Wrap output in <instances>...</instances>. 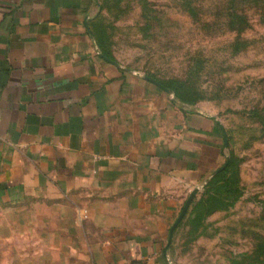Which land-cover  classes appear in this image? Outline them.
Instances as JSON below:
<instances>
[{
  "label": "crops",
  "instance_id": "obj_1",
  "mask_svg": "<svg viewBox=\"0 0 264 264\" xmlns=\"http://www.w3.org/2000/svg\"><path fill=\"white\" fill-rule=\"evenodd\" d=\"M95 15L0 0V264H171V226L222 165L221 125L102 54Z\"/></svg>",
  "mask_w": 264,
  "mask_h": 264
},
{
  "label": "rangeland",
  "instance_id": "obj_2",
  "mask_svg": "<svg viewBox=\"0 0 264 264\" xmlns=\"http://www.w3.org/2000/svg\"><path fill=\"white\" fill-rule=\"evenodd\" d=\"M231 1L96 0L91 21L106 57L224 130L219 178L177 224L171 264H264V4Z\"/></svg>",
  "mask_w": 264,
  "mask_h": 264
},
{
  "label": "water",
  "instance_id": "obj_3",
  "mask_svg": "<svg viewBox=\"0 0 264 264\" xmlns=\"http://www.w3.org/2000/svg\"><path fill=\"white\" fill-rule=\"evenodd\" d=\"M95 1H96V0H95ZM145 78H146L148 81L154 83L155 85L161 87V85L158 84L157 82H155L154 80H152V79H150V78H148V77H145ZM166 91H167V90H166ZM221 131H222L223 142H224L225 134H224V130H223L222 127H221ZM221 169H222V168L217 169V170L214 172V174H216V173H217L218 171H220ZM214 174H213V175H214ZM213 175H212V176H213ZM196 193H197V191H194V192H192V193L190 194V196H189L188 199L186 200L185 204L183 205V207H182V209H181V211H180V214H179L178 218L176 219V221L174 222V224L171 226V228H170V230H169V235H168V243H167V247H169V244H170V242H171V238H172L173 232H174V230H175L177 224L181 221V219H182L183 216L185 215L186 210H187L188 206L190 205L192 199L195 197Z\"/></svg>",
  "mask_w": 264,
  "mask_h": 264
},
{
  "label": "trees",
  "instance_id": "obj_4",
  "mask_svg": "<svg viewBox=\"0 0 264 264\" xmlns=\"http://www.w3.org/2000/svg\"><path fill=\"white\" fill-rule=\"evenodd\" d=\"M246 1H250V2H252L253 4H255V5H258V4H260V5H263L264 4V0H232L231 1V5L233 4V3H239V4H242V3H244V2H246ZM97 44V43H96ZM97 46H98V48H99V50L101 51V48H100V46H99V44H97ZM101 53H102V51H101ZM103 54V53H102ZM106 56V55H105ZM162 87H164V86H162ZM165 88V87H164ZM165 89H167V88H165ZM171 92V91H170ZM172 94H173V96H174V98L176 99V97H175V94L173 93V92H171ZM177 100V99H176ZM177 101H179V100H177ZM180 102V101H179ZM180 103H182V104H185V102H180ZM220 175V174H219ZM217 178H219V176H218V174L216 175V176H213L204 186V188L206 189V188H209V186H211L212 184H213V182L214 181H216V179Z\"/></svg>",
  "mask_w": 264,
  "mask_h": 264
}]
</instances>
